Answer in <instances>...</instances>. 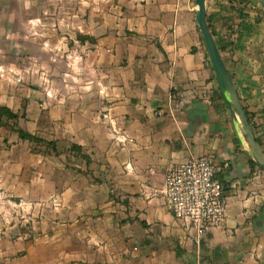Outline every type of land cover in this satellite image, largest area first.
Instances as JSON below:
<instances>
[{
	"label": "crops",
	"instance_id": "1",
	"mask_svg": "<svg viewBox=\"0 0 264 264\" xmlns=\"http://www.w3.org/2000/svg\"><path fill=\"white\" fill-rule=\"evenodd\" d=\"M121 2L79 44L74 86L0 73V106L18 115L0 125V197L26 222L0 237V264H264V171L221 92L196 0ZM206 7L264 150V10ZM204 154L230 165L224 221L199 235L164 188L171 166Z\"/></svg>",
	"mask_w": 264,
	"mask_h": 264
},
{
	"label": "rangeland",
	"instance_id": "2",
	"mask_svg": "<svg viewBox=\"0 0 264 264\" xmlns=\"http://www.w3.org/2000/svg\"><path fill=\"white\" fill-rule=\"evenodd\" d=\"M121 6V0H0V73L24 82L39 79L56 90L74 86L80 65L75 55L87 57L79 44L105 22L106 13ZM11 206L0 197V237L14 234L13 222L20 231L25 226L23 213L18 221L10 219L16 214ZM4 246L0 242V249Z\"/></svg>",
	"mask_w": 264,
	"mask_h": 264
},
{
	"label": "built area",
	"instance_id": "3",
	"mask_svg": "<svg viewBox=\"0 0 264 264\" xmlns=\"http://www.w3.org/2000/svg\"><path fill=\"white\" fill-rule=\"evenodd\" d=\"M228 161L214 154L194 155L168 169L164 196L174 217L189 230L204 235L220 226L227 210L223 174Z\"/></svg>",
	"mask_w": 264,
	"mask_h": 264
},
{
	"label": "water",
	"instance_id": "4",
	"mask_svg": "<svg viewBox=\"0 0 264 264\" xmlns=\"http://www.w3.org/2000/svg\"><path fill=\"white\" fill-rule=\"evenodd\" d=\"M264 10V0H257ZM196 20L204 38L216 77L232 117L241 125L243 140L254 162L264 171V150L257 141L248 113L233 82L224 57L207 20L206 0H196Z\"/></svg>",
	"mask_w": 264,
	"mask_h": 264
},
{
	"label": "trees",
	"instance_id": "5",
	"mask_svg": "<svg viewBox=\"0 0 264 264\" xmlns=\"http://www.w3.org/2000/svg\"><path fill=\"white\" fill-rule=\"evenodd\" d=\"M82 39H84V38H82ZM218 46H219L220 50L223 51L224 46L222 45V43L221 44L218 43ZM17 119H18V115L16 113H14L9 107L0 106V125L12 124V126L14 127L17 125ZM16 130L22 139L41 141V139L31 135L30 133L23 130L22 128L18 127ZM257 141L261 144V142L258 138H257ZM250 162L253 166L256 165V163L254 162V160L252 158L250 159Z\"/></svg>",
	"mask_w": 264,
	"mask_h": 264
}]
</instances>
